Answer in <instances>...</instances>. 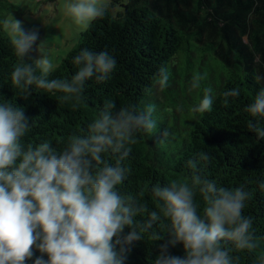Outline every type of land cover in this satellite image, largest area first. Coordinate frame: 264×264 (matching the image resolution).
I'll return each instance as SVG.
<instances>
[{
  "label": "trees",
  "instance_id": "1",
  "mask_svg": "<svg viewBox=\"0 0 264 264\" xmlns=\"http://www.w3.org/2000/svg\"><path fill=\"white\" fill-rule=\"evenodd\" d=\"M85 48L106 51L116 60L105 81L97 82L95 77L86 81L80 100L75 96L63 100L65 93L52 94L35 86L25 99L12 84L11 73L20 60L0 21V102L24 109L31 123L24 145L47 141L63 150L71 137L87 134L88 125L109 101L115 103L114 112L130 106L144 111L153 106L156 128L151 133H136V143L126 146L130 151L122 165L129 171L118 186L137 205H146L147 211L137 221L146 220L148 211L159 212L160 202L152 195V186L175 179L190 182L187 162L195 160L203 178L229 189L243 187L250 193L243 215L252 219L259 246L231 254L240 257L239 264H259L258 258L264 256V139L248 125L258 122L264 128V118L251 116L245 108L264 89V0H112L106 15L90 22L48 79L70 80L78 71L73 58ZM25 60L31 63L28 57ZM161 67L169 73L164 87L157 83ZM194 76L204 77L195 89L191 88ZM209 87L211 111L193 112ZM234 88L240 91L238 97L223 96ZM201 153L209 159H201ZM101 155L114 166L116 156L110 150ZM197 202L202 211L199 195ZM167 224L162 219L142 233V239L123 245L124 264H155L160 246L171 239ZM129 231L126 227L123 234ZM120 247L117 245L118 251ZM32 251L25 264H34L40 256L49 259L36 246ZM168 253L183 257V244L169 245Z\"/></svg>",
  "mask_w": 264,
  "mask_h": 264
},
{
  "label": "clouds",
  "instance_id": "2",
  "mask_svg": "<svg viewBox=\"0 0 264 264\" xmlns=\"http://www.w3.org/2000/svg\"><path fill=\"white\" fill-rule=\"evenodd\" d=\"M107 9L103 0H75L66 5L67 14L77 24L103 18ZM2 25L20 60L11 73L12 84L25 99L35 86L52 94L65 93L63 100L72 96L80 100L86 81L95 77L103 82L115 69L117 62L106 51L95 53L85 48L73 58L78 71L70 80H50V59L29 56L37 50L34 46L39 31L25 29L13 17L4 19ZM202 79L194 76L191 88H198ZM168 81L169 73L161 67L157 83L164 87ZM211 93L210 87L205 88L203 99L191 110L211 111ZM239 95L238 88L223 93L225 98ZM115 107L114 102H107L88 125L86 135L71 137L63 150H57L47 141L26 147L23 138L31 123L24 109L0 102V264H25L34 254L33 246L49 257L47 261L37 257L34 264H124L123 245L142 239V233L162 219L168 221L171 239L160 246L161 255L155 264H239L240 257L232 255L233 251H252L259 246L252 219L243 215L250 193L243 187L229 189L203 178L195 160L187 162L190 182L175 179L152 186V195L160 202L159 212L148 211L146 220L137 221L147 211L146 205H137L135 198L122 193L118 186L129 171L122 165L130 151L126 146L136 143V133H151L156 128L154 108L150 105L138 111L130 106L114 112ZM245 111L264 118V89ZM248 126L264 139V128L258 122L249 121ZM109 150L116 156L114 166L101 155ZM200 157L209 159L203 153ZM198 195L204 203L202 211ZM126 227L131 231L123 234ZM178 243L183 244V257L168 253L169 245ZM117 245H121L119 251ZM258 261L264 264V256Z\"/></svg>",
  "mask_w": 264,
  "mask_h": 264
},
{
  "label": "rangeland",
  "instance_id": "3",
  "mask_svg": "<svg viewBox=\"0 0 264 264\" xmlns=\"http://www.w3.org/2000/svg\"><path fill=\"white\" fill-rule=\"evenodd\" d=\"M111 1L103 0L107 5ZM74 2L75 0H0V21L2 24L4 19L13 17L21 21L25 29H37L39 39L34 46L37 50L29 55L34 59L41 55L47 56L53 65V71L60 65L62 58L78 44L81 33L90 24H77L67 14L66 5Z\"/></svg>",
  "mask_w": 264,
  "mask_h": 264
}]
</instances>
